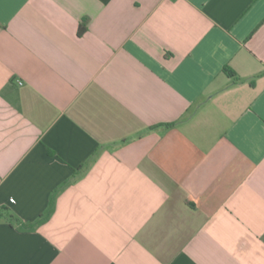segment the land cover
<instances>
[{
  "label": "crops",
  "instance_id": "1",
  "mask_svg": "<svg viewBox=\"0 0 264 264\" xmlns=\"http://www.w3.org/2000/svg\"><path fill=\"white\" fill-rule=\"evenodd\" d=\"M0 212V264H264V0H0Z\"/></svg>",
  "mask_w": 264,
  "mask_h": 264
},
{
  "label": "trees",
  "instance_id": "2",
  "mask_svg": "<svg viewBox=\"0 0 264 264\" xmlns=\"http://www.w3.org/2000/svg\"><path fill=\"white\" fill-rule=\"evenodd\" d=\"M225 70L231 75V76H236V73L234 72V70L230 69L229 67H225ZM2 213L0 212V215ZM12 217V216H11ZM13 218V217H12Z\"/></svg>",
  "mask_w": 264,
  "mask_h": 264
},
{
  "label": "built area",
  "instance_id": "3",
  "mask_svg": "<svg viewBox=\"0 0 264 264\" xmlns=\"http://www.w3.org/2000/svg\"><path fill=\"white\" fill-rule=\"evenodd\" d=\"M20 83H22V82H20Z\"/></svg>",
  "mask_w": 264,
  "mask_h": 264
}]
</instances>
